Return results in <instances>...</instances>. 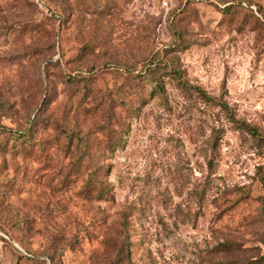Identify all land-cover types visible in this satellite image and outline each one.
Here are the masks:
<instances>
[{"label":"rangeland","instance_id":"1","mask_svg":"<svg viewBox=\"0 0 264 264\" xmlns=\"http://www.w3.org/2000/svg\"><path fill=\"white\" fill-rule=\"evenodd\" d=\"M0 264H264V0H0Z\"/></svg>","mask_w":264,"mask_h":264},{"label":"trees","instance_id":"2","mask_svg":"<svg viewBox=\"0 0 264 264\" xmlns=\"http://www.w3.org/2000/svg\"><path fill=\"white\" fill-rule=\"evenodd\" d=\"M202 96L205 97V98H208V96L204 93V92H201ZM223 108L226 110V112H231L228 105L226 103H223L222 104ZM230 115V117L233 119L234 117L232 116V114L228 113Z\"/></svg>","mask_w":264,"mask_h":264}]
</instances>
